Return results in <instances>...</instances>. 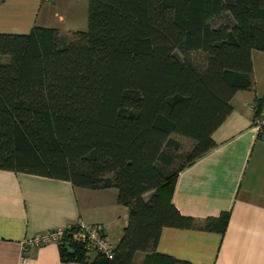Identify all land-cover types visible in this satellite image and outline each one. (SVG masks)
Listing matches in <instances>:
<instances>
[{"label": "trees", "instance_id": "obj_1", "mask_svg": "<svg viewBox=\"0 0 264 264\" xmlns=\"http://www.w3.org/2000/svg\"><path fill=\"white\" fill-rule=\"evenodd\" d=\"M253 48L264 50V0H88L85 29L0 32V168L113 186L128 210L110 255H89L72 225L62 260L191 264L156 250L163 226L225 231L229 210L185 215L172 192L214 146L234 93L252 88ZM175 136L192 141L178 162Z\"/></svg>", "mask_w": 264, "mask_h": 264}, {"label": "crops", "instance_id": "obj_2", "mask_svg": "<svg viewBox=\"0 0 264 264\" xmlns=\"http://www.w3.org/2000/svg\"><path fill=\"white\" fill-rule=\"evenodd\" d=\"M87 7L88 0H0V32L27 33L35 25L64 33L85 29ZM251 60L252 88L234 93L231 111L212 133L214 146L179 170L172 192L185 215L202 219L229 210L225 231L163 226L159 252L191 264H264V133L251 123L264 112V50L253 48ZM127 211L113 186L79 187L0 168V264H85L62 260L54 242L25 252L23 239L82 219L102 222L106 236L119 229L117 241ZM142 255L137 252L135 260Z\"/></svg>", "mask_w": 264, "mask_h": 264}, {"label": "built area", "instance_id": "obj_3", "mask_svg": "<svg viewBox=\"0 0 264 264\" xmlns=\"http://www.w3.org/2000/svg\"><path fill=\"white\" fill-rule=\"evenodd\" d=\"M251 108H254V106L252 105ZM251 121L257 133H264V112L254 116ZM72 225L73 229L69 230L70 236L76 242L81 243L86 252L111 254L112 245L106 236L105 225L102 222H85L82 219H78L67 226L46 229L40 233L25 237L23 239L24 251L26 252L29 246H40L48 242H60L65 229Z\"/></svg>", "mask_w": 264, "mask_h": 264}, {"label": "rangeland", "instance_id": "obj_4", "mask_svg": "<svg viewBox=\"0 0 264 264\" xmlns=\"http://www.w3.org/2000/svg\"><path fill=\"white\" fill-rule=\"evenodd\" d=\"M177 140L180 142L179 148L176 150V153L179 154V157L177 158L178 161H182L183 156L182 153L183 151H186L190 148L192 141L189 138L181 137V136H175ZM120 232L119 229L111 231V234L107 236L108 240L110 241L111 245H114L116 243V238L119 236Z\"/></svg>", "mask_w": 264, "mask_h": 264}]
</instances>
